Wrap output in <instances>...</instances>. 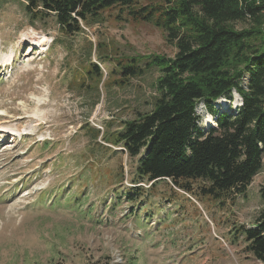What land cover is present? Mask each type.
Here are the masks:
<instances>
[{
  "label": "rangeland",
  "instance_id": "1",
  "mask_svg": "<svg viewBox=\"0 0 264 264\" xmlns=\"http://www.w3.org/2000/svg\"><path fill=\"white\" fill-rule=\"evenodd\" d=\"M156 3L106 8L68 34L55 14L32 20L25 0H0V264H264L238 234L264 210V156L245 194L203 195L199 179L191 191L145 179L127 193L139 156L109 138L153 109L160 70L125 80L119 62L177 52L130 13ZM223 99L218 111L242 105L236 91ZM209 113L200 128L217 116L199 101V120Z\"/></svg>",
  "mask_w": 264,
  "mask_h": 264
},
{
  "label": "trees",
  "instance_id": "2",
  "mask_svg": "<svg viewBox=\"0 0 264 264\" xmlns=\"http://www.w3.org/2000/svg\"><path fill=\"white\" fill-rule=\"evenodd\" d=\"M32 20L55 14L61 29L74 34L97 21L113 6L131 7L136 0H25ZM130 13L163 28L177 46L175 56L157 54L141 62H119L129 80L158 68V96L151 111L126 120L109 141L139 156L132 198L147 179H170L186 191L191 180L205 182L203 195L245 194L261 170L264 156V0H156ZM238 23L246 24L238 27ZM102 77L98 64L87 71ZM247 77L248 82L244 81ZM242 97L237 112L218 111L213 102ZM205 102L217 116L200 128L197 104ZM264 202V185L260 189ZM247 251L264 263V210L254 227L240 226Z\"/></svg>",
  "mask_w": 264,
  "mask_h": 264
},
{
  "label": "clouds",
  "instance_id": "3",
  "mask_svg": "<svg viewBox=\"0 0 264 264\" xmlns=\"http://www.w3.org/2000/svg\"><path fill=\"white\" fill-rule=\"evenodd\" d=\"M212 120H213V116L209 113L207 115H204L200 122L206 124L207 122Z\"/></svg>",
  "mask_w": 264,
  "mask_h": 264
},
{
  "label": "bare ground",
  "instance_id": "4",
  "mask_svg": "<svg viewBox=\"0 0 264 264\" xmlns=\"http://www.w3.org/2000/svg\"><path fill=\"white\" fill-rule=\"evenodd\" d=\"M46 43H47V40H46V39H42V40L40 41V45H41V46H45ZM222 101L225 102L224 99H222Z\"/></svg>",
  "mask_w": 264,
  "mask_h": 264
}]
</instances>
